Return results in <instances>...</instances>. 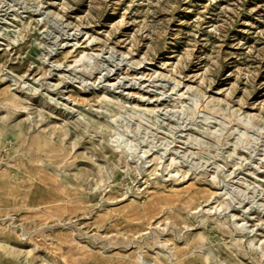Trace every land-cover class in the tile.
Returning <instances> with one entry per match:
<instances>
[{
    "label": "rangeland",
    "instance_id": "374dc122",
    "mask_svg": "<svg viewBox=\"0 0 264 264\" xmlns=\"http://www.w3.org/2000/svg\"><path fill=\"white\" fill-rule=\"evenodd\" d=\"M0 264H264V0H0Z\"/></svg>",
    "mask_w": 264,
    "mask_h": 264
}]
</instances>
